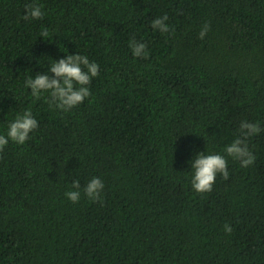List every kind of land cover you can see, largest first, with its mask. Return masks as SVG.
I'll return each instance as SVG.
<instances>
[{"label": "trees", "instance_id": "obj_1", "mask_svg": "<svg viewBox=\"0 0 264 264\" xmlns=\"http://www.w3.org/2000/svg\"><path fill=\"white\" fill-rule=\"evenodd\" d=\"M77 53L99 65L91 96L32 97L29 77ZM28 109L38 128L0 152V264H264V0H0V135ZM242 121L262 129L247 168L224 152ZM201 152L228 161L211 192L192 188Z\"/></svg>", "mask_w": 264, "mask_h": 264}, {"label": "clouds", "instance_id": "obj_2", "mask_svg": "<svg viewBox=\"0 0 264 264\" xmlns=\"http://www.w3.org/2000/svg\"><path fill=\"white\" fill-rule=\"evenodd\" d=\"M25 15L23 19L38 20L42 19L44 12L41 6L36 4L25 5ZM167 15L157 17L152 20V27L161 33L169 32V25L166 23ZM210 29V25L205 24L199 32V38L203 39ZM44 38L49 36L47 30L41 31ZM132 53L137 58L147 59V45L138 42L135 38L129 41ZM54 74V75H51ZM99 75V65L90 62L87 56L68 54L66 58L59 60L52 59L51 67L48 72L36 73L34 77H29L25 82V87L31 89V95L39 100L42 94L47 93V103L50 108L69 112L73 108L82 104L86 98L91 96L90 85L92 79ZM38 121L34 118L31 109L25 110L16 116L15 120L8 125L6 135H0V152L11 140L14 143L23 145L34 130L38 128ZM262 131L258 123L242 121L240 124V135L231 143L225 146L224 152L227 157L239 161L240 166L247 168L255 162V155L250 151L247 140L249 137L259 134ZM192 169V188L198 193L211 192L216 181L217 175H221L227 180L229 177L228 161L225 155L205 154L201 152L191 161ZM72 187L76 190L68 191L65 196L73 203L81 199L80 181L74 180ZM104 183L99 177H93L83 188V194L93 202H101V193ZM227 233L232 232V227L224 225Z\"/></svg>", "mask_w": 264, "mask_h": 264}]
</instances>
